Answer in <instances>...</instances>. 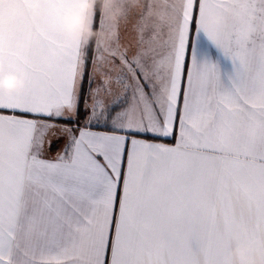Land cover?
<instances>
[{
  "label": "snow or ice",
  "instance_id": "6c2138e0",
  "mask_svg": "<svg viewBox=\"0 0 264 264\" xmlns=\"http://www.w3.org/2000/svg\"><path fill=\"white\" fill-rule=\"evenodd\" d=\"M68 3L0 0V60L25 81L0 92V264H264V0L149 3L123 20L135 51L100 15L115 46L96 55L61 30ZM116 59L133 102L114 116L97 100L50 158L46 137L78 116L89 64Z\"/></svg>",
  "mask_w": 264,
  "mask_h": 264
},
{
  "label": "crops",
  "instance_id": "0c3cea01",
  "mask_svg": "<svg viewBox=\"0 0 264 264\" xmlns=\"http://www.w3.org/2000/svg\"><path fill=\"white\" fill-rule=\"evenodd\" d=\"M149 3L157 6L156 10L159 11L162 9L165 4V0H138V6L134 8L130 15L134 20L138 18L140 14L146 11L145 6ZM99 24V23H98ZM98 30H100L98 25ZM118 35L120 44L122 46H127L132 44L133 47L131 51H135V42L138 39V35L133 31L131 24H126L123 20L119 23ZM110 44L114 47L115 40L110 41ZM203 47H207V45H202ZM96 43L94 42L93 55H96ZM212 54L214 56H218L219 54L215 49H212ZM223 66L227 69L230 65L229 62L224 60L222 61ZM91 76V82H87V93H86V106H85V119L81 122H77L75 124H63L61 120L56 121V127H58L61 134L59 136H51L52 130L49 131L46 142H45V150L50 158H54L58 153H61L65 146L70 141V135L79 134V130L84 128L89 122L90 110L92 105L97 101H101L106 107L115 108L113 115H116V112L123 111L126 107H128L133 102V97L135 94V82L132 80L131 74L128 73L127 69L121 65L118 59L111 61L108 64L103 65L99 70H97L96 65L92 64V67L89 71ZM108 78V88L110 91L103 90L104 80ZM101 88L102 90L99 94L96 93V89ZM147 92H151V89H146ZM114 101L116 103H114ZM31 118V117H29ZM76 119V118H75ZM73 119V120H75ZM56 127L54 129H56ZM64 129H71L72 133L70 134L68 131ZM93 131L106 130L103 125H93ZM65 131V134L62 133ZM139 139H147L157 143H167L174 144V140L172 137L167 138H153L151 134L141 135L137 137Z\"/></svg>",
  "mask_w": 264,
  "mask_h": 264
},
{
  "label": "clouds",
  "instance_id": "9594fccd",
  "mask_svg": "<svg viewBox=\"0 0 264 264\" xmlns=\"http://www.w3.org/2000/svg\"><path fill=\"white\" fill-rule=\"evenodd\" d=\"M138 6V0H70L58 13V24L64 34L82 48L88 47L93 41L96 45L110 43L109 32L96 30L94 23L97 12L106 18L110 28L114 29L126 16ZM33 12L39 4L32 5ZM221 22L219 16H210L205 20V27L212 28ZM25 86L24 78L9 71L3 60H0V92L10 94L21 91ZM238 259L244 260L247 249L241 245L234 249Z\"/></svg>",
  "mask_w": 264,
  "mask_h": 264
},
{
  "label": "trees",
  "instance_id": "16d2710c",
  "mask_svg": "<svg viewBox=\"0 0 264 264\" xmlns=\"http://www.w3.org/2000/svg\"><path fill=\"white\" fill-rule=\"evenodd\" d=\"M100 13L99 11L97 12V17H99ZM89 49L91 50V52L93 51V42L88 46ZM89 68H90V64H89ZM89 71V69H88ZM87 80L84 82L83 84V88H82V102L79 105V109H78V116L76 117L75 120H61V122H64L66 124H75V123H79L81 121H83L85 119V107H84V102H85V97H86V93H87Z\"/></svg>",
  "mask_w": 264,
  "mask_h": 264
},
{
  "label": "rangeland",
  "instance_id": "374dc122",
  "mask_svg": "<svg viewBox=\"0 0 264 264\" xmlns=\"http://www.w3.org/2000/svg\"><path fill=\"white\" fill-rule=\"evenodd\" d=\"M99 17H100V15H99ZM99 17H97L96 16V20H95V23H94V28L96 29V30H98V23H99ZM94 42L95 41H93V49H94ZM92 53H93V51H92ZM91 67H92V63H90V68H89V71H90V69H91ZM88 84V83H87ZM86 106V97H85V102H84V107ZM64 121V120H63ZM58 123H59V121H58ZM63 124H65L64 122H62ZM65 130V129H64ZM52 137L53 136H59L60 134H61V132L59 131V129H58V127H56V129H52ZM62 133L63 134H65V131H62Z\"/></svg>",
  "mask_w": 264,
  "mask_h": 264
}]
</instances>
